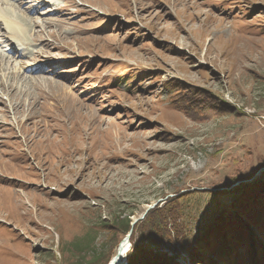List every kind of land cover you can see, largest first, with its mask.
<instances>
[{
	"label": "rangeland",
	"instance_id": "obj_1",
	"mask_svg": "<svg viewBox=\"0 0 264 264\" xmlns=\"http://www.w3.org/2000/svg\"><path fill=\"white\" fill-rule=\"evenodd\" d=\"M0 12V264H264V0Z\"/></svg>",
	"mask_w": 264,
	"mask_h": 264
},
{
	"label": "trees",
	"instance_id": "obj_2",
	"mask_svg": "<svg viewBox=\"0 0 264 264\" xmlns=\"http://www.w3.org/2000/svg\"><path fill=\"white\" fill-rule=\"evenodd\" d=\"M260 210V209H259ZM154 212H156L157 214H158V212L157 211H154ZM154 212H153V214H154ZM155 215V214H154ZM161 221L162 220H160V223H161ZM263 221V223H261V222H256L257 224H258V226H257V228H255V229H257V230H259V231H262V229L264 228V219L262 220ZM121 222H123L122 224H121V226H123V237L122 238H124L125 237V235L128 233V231L130 230V223L131 222H129L128 220L127 221H121ZM160 223H159V225H160ZM165 223V222H164ZM161 226V225H160ZM162 227V226H161ZM134 228H135V226L132 228V234H131V236H130V238H129V240H130V250H129V252L127 253V258H126V264H152L151 262H150V260H148L149 262H145V261H137V252H136V250H134V248H136L135 247V243H133V240H132V237H133V232H134ZM224 248V246L223 245H221V248ZM138 248V247H137ZM243 249H244V247H243ZM225 252V251H224ZM223 252V254H224V259H222L221 258V256L222 255H216L217 257H216V259H218V261H221V262H223V264H224V262H226V264H254V262L252 261V259H251V255L249 254L247 257H246V259H242L241 257L240 258H238V260H235L236 259V253L235 254H233V255H231V256H229L228 254H225ZM244 252V251H243ZM233 253H234V251H233ZM241 253V252H240ZM139 256V255H138ZM147 256H149L150 257V255H147ZM213 256V255H212ZM137 257V258H136ZM229 257V258H228ZM111 258H112V256H111ZM228 258V260H225V259H227ZM150 259H153V258H151L150 257ZM110 260H108V262H109ZM155 261H159V260H155ZM108 262H106L105 264H107ZM139 262V263H138ZM153 264H158V263H156V262H154ZM165 264V263H164ZM204 264H210L209 262L207 263V262H205Z\"/></svg>",
	"mask_w": 264,
	"mask_h": 264
},
{
	"label": "bare ground",
	"instance_id": "obj_3",
	"mask_svg": "<svg viewBox=\"0 0 264 264\" xmlns=\"http://www.w3.org/2000/svg\"><path fill=\"white\" fill-rule=\"evenodd\" d=\"M0 13H2V12H0ZM1 18L3 20V24H4L5 28H7L8 30H10L11 33H14L15 32L14 33L15 37H20L21 34H23V32H25V29H24V26L25 25L24 24L26 23L25 22L26 20L24 21L20 17H19L20 19L18 20L15 17L13 18V15H11V17H10L9 14H7L6 12H4V13L1 14ZM126 236L127 235H125V237ZM125 237L123 238V240L125 239ZM128 242L130 243V240ZM121 247H122V251L123 252L121 253L120 257L117 258V261H115L114 264H125L126 255L129 252V248H130V247H127L126 239L124 240L123 244H121ZM116 252H117V250H116ZM116 252L112 256V258L116 256Z\"/></svg>",
	"mask_w": 264,
	"mask_h": 264
},
{
	"label": "water",
	"instance_id": "obj_4",
	"mask_svg": "<svg viewBox=\"0 0 264 264\" xmlns=\"http://www.w3.org/2000/svg\"><path fill=\"white\" fill-rule=\"evenodd\" d=\"M155 206H156V203H155V204H152L151 206H149V207L146 209L145 213H143V214L145 215V214L147 213V211L153 209ZM142 219H143V217H141L140 219H137V220H134V221L131 222V224H130V230L128 231V233L126 234L127 236L125 237L126 242H127V247H130V243H129L128 241H129V238H130V236H131V234H132V228L134 227V225H135L138 221H140V220H142ZM125 239H124V240H125ZM124 240H123V241L120 243V245L118 246V249H117V252H116V256L113 257V258H112L107 264H114L115 261H117V258L120 257L121 253L123 252V251H122L121 244H123ZM125 264H126V263H125Z\"/></svg>",
	"mask_w": 264,
	"mask_h": 264
}]
</instances>
